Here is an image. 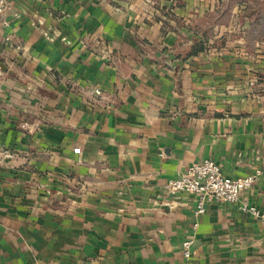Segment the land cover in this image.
I'll return each instance as SVG.
<instances>
[{
	"label": "crops",
	"instance_id": "1",
	"mask_svg": "<svg viewBox=\"0 0 264 264\" xmlns=\"http://www.w3.org/2000/svg\"><path fill=\"white\" fill-rule=\"evenodd\" d=\"M4 19L0 264H264L236 203L162 202L208 158L261 168L264 209V0H10Z\"/></svg>",
	"mask_w": 264,
	"mask_h": 264
},
{
	"label": "built area",
	"instance_id": "2",
	"mask_svg": "<svg viewBox=\"0 0 264 264\" xmlns=\"http://www.w3.org/2000/svg\"><path fill=\"white\" fill-rule=\"evenodd\" d=\"M10 10V0H0V21L6 24L4 15ZM5 40H10L6 37ZM20 48L19 45H16ZM2 86L0 83V91ZM96 95L101 93L99 88L94 89ZM27 127L26 122L23 123ZM75 153H80V147L73 148ZM79 160V159H78ZM262 169L241 176L231 177L222 170V165L213 159L194 161L184 167L175 177L169 178L164 184L163 203H170L172 198L179 194H193L195 199V214L201 215L205 212L207 203L218 200L222 202L236 203L240 210L248 212L264 221V209L253 205L248 196V191L258 181ZM198 223L193 224V229ZM193 237L186 235L180 245V251L185 258L192 253Z\"/></svg>",
	"mask_w": 264,
	"mask_h": 264
}]
</instances>
